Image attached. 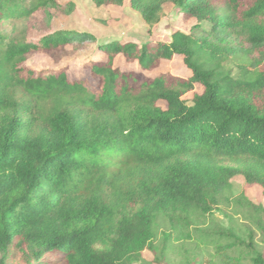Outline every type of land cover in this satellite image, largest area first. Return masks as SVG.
<instances>
[{"label":"trees","instance_id":"trees-1","mask_svg":"<svg viewBox=\"0 0 264 264\" xmlns=\"http://www.w3.org/2000/svg\"><path fill=\"white\" fill-rule=\"evenodd\" d=\"M89 1L128 2L149 32L167 4L195 24L168 42L98 45L106 61L90 65L92 86L69 82L65 67L26 66L39 55L59 65L92 35L0 31V264L12 251L16 264H136L144 252L155 264H264L251 228L264 237V206L231 192L241 176L264 198V0ZM61 9L57 0H0V23ZM175 56L189 78L114 66L122 57L152 71ZM195 85L202 94L185 100ZM232 207L250 221L244 237L212 220Z\"/></svg>","mask_w":264,"mask_h":264},{"label":"rangeland","instance_id":"rangeland-1","mask_svg":"<svg viewBox=\"0 0 264 264\" xmlns=\"http://www.w3.org/2000/svg\"><path fill=\"white\" fill-rule=\"evenodd\" d=\"M57 2L62 9L51 11L50 19L47 18V15L40 13L34 18L21 23H0V31L13 37L27 39H38L59 30L76 31L92 35L95 38L94 44H90L71 58L64 59L59 65L55 66L48 57L43 55L31 58L26 63V66L33 71L65 67L69 82L80 81L91 86L96 84V82L91 78L90 65L106 61V57L98 51V45L120 42L142 46L148 42H168L174 31L180 30L184 33H190L191 27L195 24L194 21L187 24L182 23L180 13L171 4L163 7L160 22L152 29V32H149L147 24L136 11L130 8L128 2H125L121 8H98L89 0H57ZM69 4L74 6V10L67 13L65 11L69 9ZM114 66L120 72L140 74L145 78H154L160 74H166L175 78L187 79L191 75L183 64V58L180 56H175L169 62H161L152 71H142L136 63H127L122 57L116 58ZM202 92L203 88L200 85H195L194 90L188 93L184 99L191 100L194 95L202 94ZM160 106L165 108L162 103H160ZM231 185L233 196L244 193L253 204L264 206V198L258 186H247L241 176L234 177L231 180ZM212 220L216 225L229 229L241 237L245 236L246 228L251 225L246 212L235 207L229 209L221 208L220 211L214 213ZM251 228L255 232L254 241L256 246L260 251L264 252V237L261 236L260 231L256 230L254 226L251 225ZM161 231L162 229H158V238H160ZM199 247L206 258L212 256V259H215V247L212 243L203 241L199 243ZM142 257L143 260L136 264H155L151 253L144 252ZM10 258L11 263L16 264L19 256L15 251H12Z\"/></svg>","mask_w":264,"mask_h":264}]
</instances>
